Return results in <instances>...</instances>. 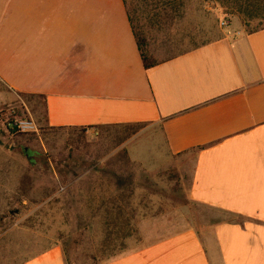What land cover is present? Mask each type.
I'll use <instances>...</instances> for the list:
<instances>
[{
	"label": "crops",
	"instance_id": "1",
	"mask_svg": "<svg viewBox=\"0 0 264 264\" xmlns=\"http://www.w3.org/2000/svg\"><path fill=\"white\" fill-rule=\"evenodd\" d=\"M219 34L145 68L123 0H0L7 89L57 129L161 123L185 199L227 215L104 264H264V27ZM21 264L66 263L54 242Z\"/></svg>",
	"mask_w": 264,
	"mask_h": 264
},
{
	"label": "rangeland",
	"instance_id": "2",
	"mask_svg": "<svg viewBox=\"0 0 264 264\" xmlns=\"http://www.w3.org/2000/svg\"><path fill=\"white\" fill-rule=\"evenodd\" d=\"M151 1L126 5L154 60L218 37L227 29L223 17L240 21L245 32L264 26V0H177L175 9ZM24 119L31 129H18ZM188 186L168 158L161 123L53 128L42 100L0 82V264H21L54 242L66 264H104L151 236L227 218L187 201ZM108 197L118 198L123 213L115 227L105 212L110 205L102 204ZM133 228L127 237L109 234Z\"/></svg>",
	"mask_w": 264,
	"mask_h": 264
},
{
	"label": "trees",
	"instance_id": "3",
	"mask_svg": "<svg viewBox=\"0 0 264 264\" xmlns=\"http://www.w3.org/2000/svg\"><path fill=\"white\" fill-rule=\"evenodd\" d=\"M124 1V3H125V7H126V10H127V5H126V0H123ZM177 2V0H153V1H151V4H152V6L154 7V8H164V7H170V8H178V3H176ZM158 8V9H159ZM127 15H128V17H129V21H130V23H131V27H132V30H133V34H134V37H135V40H136V44H137V47H138V49H139V53H140V57H141V60H142V63H143V66L145 67V68H149V67H152V66H154V65H156L158 62H160L161 60H154L151 56H150V54H149V51H148V49H147V42H146V37L144 36V34L141 32L140 34L136 31V29H135V24L133 23V20L131 19V17L129 16V13H128V11H127ZM264 26H262V27H260V28H263ZM260 28H257V29H260ZM257 29H254V30H257ZM252 31V30H251ZM185 37H189L188 39H189V44L190 43H194L195 41H194V37H192V36H190L189 35V33H186L185 34ZM184 38V37H183ZM183 40L184 39H180V41L179 40H177V41H175V42H177V43H175L176 45H178V44H182V42H183ZM169 41L172 43V42H174V40H170V38H169ZM199 44H196V43H194L192 46H190V47H188V48H186V49H184V50H182L181 52H184V51H186V50H189V49H191V48H194V47H196V46H198ZM181 52H179V53H181ZM163 60V59H162ZM93 170H95V171H98V169L97 168H93ZM114 185L116 186V188H124L123 186H124V181L121 179V178H116V181L114 182ZM118 198L117 197H114V198H112V197H108L107 199H106V201L105 200H103L104 202H102V204L103 203H106V205L107 206H109L110 205V208L108 209V210H105V212H106V214L107 215H113V218H109V221L110 222H112V220H114L115 221V225H114V227L116 226V224H117V221H118V219L119 218H121V215H123V213L121 212V210H120V207H119V205H117V200ZM110 211V212H109ZM109 217V216H108ZM119 231V232H118ZM110 233H112V234H115L116 236H125V237H127V236H131L133 233L134 234H136L137 233V230L136 229H130V230H127V231H125L124 233L122 232V231H120V230H117V229H115V230H110L109 231V234ZM63 254H64V251H63ZM65 258V257H64Z\"/></svg>",
	"mask_w": 264,
	"mask_h": 264
},
{
	"label": "built area",
	"instance_id": "4",
	"mask_svg": "<svg viewBox=\"0 0 264 264\" xmlns=\"http://www.w3.org/2000/svg\"><path fill=\"white\" fill-rule=\"evenodd\" d=\"M230 24V21L228 18L223 17L220 21V25L223 27H228ZM16 126L18 127V129L20 130H29L33 127V123L31 121H28L26 119L24 120H19L16 122Z\"/></svg>",
	"mask_w": 264,
	"mask_h": 264
}]
</instances>
